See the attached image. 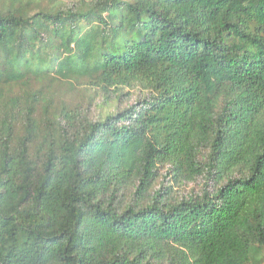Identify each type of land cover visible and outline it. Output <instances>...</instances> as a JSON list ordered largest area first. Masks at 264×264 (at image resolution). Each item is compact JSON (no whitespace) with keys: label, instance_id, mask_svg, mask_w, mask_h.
<instances>
[{"label":"trees","instance_id":"trees-1","mask_svg":"<svg viewBox=\"0 0 264 264\" xmlns=\"http://www.w3.org/2000/svg\"><path fill=\"white\" fill-rule=\"evenodd\" d=\"M0 264H264V0H0Z\"/></svg>","mask_w":264,"mask_h":264}]
</instances>
